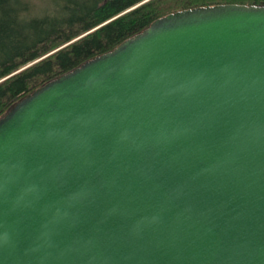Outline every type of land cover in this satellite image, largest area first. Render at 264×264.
I'll return each instance as SVG.
<instances>
[{"label": "water", "instance_id": "95a60500", "mask_svg": "<svg viewBox=\"0 0 264 264\" xmlns=\"http://www.w3.org/2000/svg\"><path fill=\"white\" fill-rule=\"evenodd\" d=\"M0 264H264V4L168 13L14 103Z\"/></svg>", "mask_w": 264, "mask_h": 264}, {"label": "trees", "instance_id": "16d2710c", "mask_svg": "<svg viewBox=\"0 0 264 264\" xmlns=\"http://www.w3.org/2000/svg\"><path fill=\"white\" fill-rule=\"evenodd\" d=\"M264 0H0V117L45 82L168 13Z\"/></svg>", "mask_w": 264, "mask_h": 264}]
</instances>
